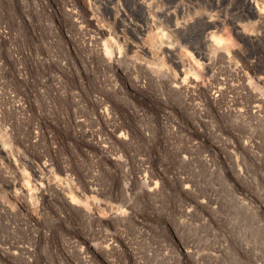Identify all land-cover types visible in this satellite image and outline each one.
Instances as JSON below:
<instances>
[{"label": "rangeland", "instance_id": "obj_1", "mask_svg": "<svg viewBox=\"0 0 264 264\" xmlns=\"http://www.w3.org/2000/svg\"><path fill=\"white\" fill-rule=\"evenodd\" d=\"M249 1L0 0V264H264Z\"/></svg>", "mask_w": 264, "mask_h": 264}, {"label": "bare ground", "instance_id": "obj_2", "mask_svg": "<svg viewBox=\"0 0 264 264\" xmlns=\"http://www.w3.org/2000/svg\"><path fill=\"white\" fill-rule=\"evenodd\" d=\"M251 1V0H250ZM249 1V3L251 4V6L253 5V7H255V9H257V10H259V12H260V8H259V4L257 5V3L256 2H254V1H251L250 2ZM261 1H263L264 2V0H261ZM262 10V9H261ZM214 43H215V45L217 44V45H220L221 44V41L219 40V39H217V40H214Z\"/></svg>", "mask_w": 264, "mask_h": 264}]
</instances>
